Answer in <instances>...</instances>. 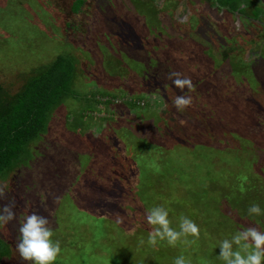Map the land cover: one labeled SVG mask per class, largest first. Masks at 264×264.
<instances>
[{"label": "rangeland", "instance_id": "1", "mask_svg": "<svg viewBox=\"0 0 264 264\" xmlns=\"http://www.w3.org/2000/svg\"><path fill=\"white\" fill-rule=\"evenodd\" d=\"M232 1L220 0L218 5L213 6L215 0H90L80 16L69 18L67 15L71 0H7L5 3L7 13L0 16V82L11 84L10 77L17 74L10 73L9 66L14 67L18 61H21L25 69L32 64L31 62L39 64L45 62L46 53L49 51L48 44H55L61 39L60 35L72 37L74 43H85L91 36V41L98 38V49L101 48L99 51L105 57L101 67H104V61L110 57V53L102 47L114 39H117L118 43L122 42L121 38L116 36V30L111 33V30L117 26L126 31L123 32L127 35L126 41L129 47H135V49L129 48L134 51L133 53L143 51L149 41H144L143 29L141 30L138 18L143 22V16L152 15L153 22L159 24L163 35H166V40L163 38L162 43L172 53L183 55L184 63H194L192 60L196 61L199 53L201 60L194 64L205 66H199L206 68V73L201 76L210 75L207 81L200 83L199 91L211 95L218 83L216 80L219 72L221 75H227L224 85L229 88L228 90L234 91L240 82L246 83L248 89L245 87L240 89L239 86L240 90H235L239 92L235 93L237 99L232 100L236 105L242 101L243 106L240 108L243 112L246 111L253 121L258 122L264 115V107H262L264 106V0H251V2L245 0L242 7L246 14L242 9L243 13L240 15L238 13L240 7H234ZM4 2L5 0H0V5ZM256 13H260L261 16L256 19L257 21H251L250 18ZM109 19H115L116 23L109 24L111 23ZM67 24L77 27V33L73 34ZM100 29L109 30L110 33L106 35L101 32L99 35L97 32ZM44 30H47L49 35L44 33ZM25 33L28 34V38L21 43ZM94 46H97L95 41ZM79 47H81L80 52L75 49L76 53L84 60L86 57L83 48L86 51L90 48L80 44ZM146 53L149 54L148 52L144 54ZM23 56L25 57L21 59ZM97 80L106 84L108 88L112 81L110 78L109 81L104 80L103 75H99ZM126 86V92L132 94L133 92L128 90H132L135 86L130 80ZM114 87L117 88L116 85ZM126 97L131 96L127 94ZM104 101L101 99V102ZM192 101L193 104L199 102L198 99ZM171 105L172 108L175 107L174 103ZM95 109H106V111L100 114L103 121L99 124L101 126L97 129L93 126L88 130L87 133L93 135L65 136L59 132L58 135L61 136L63 143L62 147L61 145L55 147L57 153L54 157L46 156L45 159L38 161L39 155L36 154L32 163L16 169L7 181L0 180V189L4 191V195L0 197V204L2 207L14 204L13 211L16 213L14 221L0 226V235L4 230L17 232L19 228L16 221L18 224L21 221L22 224L27 215L35 212L48 218L49 227L54 231L53 239L60 241L62 252L54 264H139L145 260L153 261L152 264H155L156 259L161 260L162 264H174V259L180 255H183L190 264H224L219 257L221 251L219 245L223 239L230 238L236 231L247 227H257L264 231V216H249L247 211L253 203L259 204L264 209V127L259 128L256 125L257 131L248 134V137L238 133L221 132L214 141L207 140L206 145L214 148L213 152L217 158L215 174L209 170V173L205 172L202 175L204 176L202 184H206L207 188L199 186L193 188V183L189 180L185 181L188 189L183 197L180 196L181 212L185 217L189 218L194 214L195 219L199 218L198 241L201 240L204 246L198 242L199 248L194 250L193 241L196 237L191 234L182 235L175 246H170L166 240L158 241L156 245H151L149 242L144 244V241L139 242L141 239L138 236L132 237L128 227L122 231L119 222L118 225H113L114 231L98 225L101 222V211L105 212L103 206L110 203L108 199L111 200L112 205L106 206V210L110 211L119 207L115 206V201L112 200H117L124 193L122 188L118 189L116 183L108 182L122 175V170L119 169L121 162L113 161L115 165L110 164L111 159L103 158L95 152V149L111 141L107 132L111 129H121L119 127L122 112L117 113L110 107L99 106ZM111 113L113 119L109 118ZM174 117L178 121L182 120L183 132L169 131L168 134L172 136L166 139L171 150L170 154L176 157L179 155L178 146L182 138H189L195 134L192 129L194 126L204 127V124L195 113L185 110L182 118ZM241 122H244L241 125H248L245 123L246 120ZM106 125H108L107 129L101 132V128ZM232 131L234 132L233 129ZM157 152L155 156L159 157L160 152ZM67 153L71 157H68ZM164 153L165 151L163 154L161 152V158H158L164 159L163 162L159 160L153 165L151 162H148L149 165L145 163L144 169L161 175V178H164V174L169 177L170 173L166 169L171 167L168 159L170 154L164 158ZM81 156L88 159L85 161V168L80 172L73 171L70 160L78 162ZM36 167L42 175L39 181L34 178ZM155 167L157 169H154ZM91 177L96 179L94 183L88 180ZM261 178L263 180H260ZM34 179L37 187L28 186ZM110 186L111 188H108ZM28 187L36 191L34 195L26 191ZM44 191L46 201L41 203L38 193L42 195ZM35 196L37 199H34ZM83 196L89 197L88 205L96 202L101 209H96L93 205L95 210H89L91 207L86 204L85 211H79V200L83 199ZM164 202L159 204L149 198L147 210L155 206L165 208L166 199ZM225 207L234 210L235 215H240L241 211L246 216L245 224L236 229L230 225L231 220L225 221L221 215ZM169 219L170 226L180 231L181 220L174 219L170 213ZM207 221H214L212 222L215 225L214 229H210ZM153 227H149V233ZM143 245L148 246V249ZM150 247L152 249H149ZM3 264H31V262L26 263L20 255L18 256L15 247H12L10 255L5 257Z\"/></svg>", "mask_w": 264, "mask_h": 264}, {"label": "trees", "instance_id": "2", "mask_svg": "<svg viewBox=\"0 0 264 264\" xmlns=\"http://www.w3.org/2000/svg\"><path fill=\"white\" fill-rule=\"evenodd\" d=\"M89 1L71 0L67 16L69 18L80 16ZM215 1L213 6L218 5L220 0ZM249 1L251 2V0ZM232 2L234 7H240L239 15L243 12L246 14L242 7L245 0H236V2L233 0ZM151 16H143V22L138 18L141 30L143 29L144 41H149L143 51L133 53L134 51L129 48L135 49V47H129L126 41L128 40L127 35L124 34L126 31L117 26L111 30V33L116 30L115 34L121 38L122 42L118 43V40L114 39L102 47L110 53V57L104 61V67H101L105 57L99 51L101 48L98 49V38L91 41V36L85 43H74L72 37L60 35L61 39L57 40L55 44H48L49 48L47 49L50 52L48 50L47 52L44 47L47 52V57H44L45 62L41 64L31 62L32 64L25 69L21 61H18L14 67L13 65L9 66L10 73L17 74L10 77L11 84L0 82V180L2 181H7L16 169L27 163H32L36 154L39 155L38 161L45 159L46 156L54 157L57 153L55 147L59 145L62 147L63 143L61 136L58 135L59 132L65 136L72 134L80 137L93 135L87 133L88 130L93 126L96 129L101 126L99 124L103 121L100 114L106 111V109H95L96 107H110L117 113L122 112L121 126L119 127L121 129H111L107 132L111 141H107L101 148L95 149V152H98L103 158L111 159L110 164L115 165L113 161L121 162L119 169L122 170V175L115 179H108V182L116 183L118 189L122 188L124 193L117 200H112L115 201L114 205L119 207L110 211L106 210V206L112 205L110 204L111 200L108 199L110 203L103 206L105 212L101 211V222L98 225L106 226L107 229L111 228L114 231L113 225H118L117 222H119L122 231L128 227L132 232V237L138 236L141 239L139 242L144 241V244L148 243L149 227L152 226L147 221L149 198H152V202L159 204L165 203L166 199L165 209L179 221L185 217L180 207V196L183 197L188 189L185 186V181L189 180L193 183V188L195 186L207 188L206 184H202L204 183L202 175L205 172L209 173V170L215 174L217 167L214 148L206 145L207 140L214 141L221 132L238 133L248 137V134H254L257 131L255 125L259 128L264 127V115L258 122L253 121L250 114H246V111L243 112L240 108L243 106L242 101L236 105L232 100L236 101L237 99L236 91L248 87L246 83L240 82L235 88L236 91L228 90L229 88L227 89L224 85L227 75H221L219 72L214 92L211 95L200 92L198 86L207 81L210 75L201 76L206 73V68L199 67L202 66L201 64H194L201 60L199 53L196 56L197 60H192L194 63H184L183 55L172 53L162 43L166 35H163L159 24L153 22L154 19ZM260 16V13H256L250 19L257 21L256 19ZM109 21L111 22L109 24L116 23L115 19H109ZM67 27L72 29L73 34L77 33V27H72L71 24H67ZM101 32L106 35L110 33L109 30L100 29L97 34L100 35ZM44 33L49 35L47 30H44ZM27 38L28 34L25 33L21 43ZM94 41L97 46H94ZM79 44L89 46L91 49L86 51L83 48L85 51L83 54L87 61L82 60L81 56L78 57L76 53V50L80 52ZM143 52L149 54L146 53V55ZM172 72H179L183 76L190 77L194 87L191 90L187 88L181 90L175 87L172 83V80L175 79L171 76ZM99 75H103L104 80L109 81V78L112 80L109 88L97 80ZM13 80L14 82H12ZM129 80L135 86V88L132 86V90L127 89L133 92L132 94L126 92V83ZM239 86L240 89H238ZM230 93L232 94L229 95ZM127 94L131 97L127 98ZM178 95L191 96L192 100H199L198 104L192 103L184 110L195 113L203 122L204 127L194 126L192 129L195 134L189 138H182L180 143L184 146L181 144L178 146L179 155L175 157L169 152L171 150L168 148L167 139L172 136L168 134L169 131L183 132L182 120L178 121L174 117L182 118L183 111L180 112L176 106L172 108L171 105ZM101 99L105 101L101 102ZM109 118L113 119L112 113ZM245 120L248 125H241L244 123L241 121ZM107 127L108 125L102 127L103 129L101 128L100 131L106 130ZM164 134L169 136H163ZM238 148L244 149V147ZM154 150L158 152L163 150L162 154L165 151L164 158L170 154L168 159L171 162V167L166 169L170 173L169 177L164 174V178H161V175L147 172L144 169L145 163L149 165L148 162H151L153 165L159 160L163 162L164 159H158L161 152H157L159 155L157 157ZM67 156L71 157L68 153ZM114 158L115 160H113ZM85 161L88 159L84 156H81L78 162L70 160L71 168L73 171L80 172L85 168ZM166 166L167 163L165 168ZM39 173V169L36 167L34 178H37L38 181L42 179V175ZM160 179L162 180L160 181ZM88 180L90 183L96 181L92 177ZM34 181L36 180L30 181L28 186L37 187ZM21 186L23 185L21 184ZM28 188L26 191L34 195L36 191L32 187ZM46 192L44 191L42 195L38 193L41 203L46 201ZM87 192L89 193L88 190ZM100 192L102 193L103 190ZM34 199H37V196ZM88 199V196H83V199L79 200V211H85L84 207ZM93 205L96 209H101L96 202L86 206L91 207L89 210H95ZM0 208H2L1 204ZM234 213V210L225 207L221 215L225 221L231 220L230 225L239 229L240 225L245 224L246 216L241 211L240 215ZM189 219L196 224L199 223V218L195 219L194 214H191ZM212 222L214 221H207L210 229H214L215 226ZM16 225L19 228L21 221L19 224L16 221ZM19 235V229L15 233L4 230L0 235V264H3L5 257L10 255L12 247H15L16 253L18 256L20 255L16 249ZM198 242L204 246V243L201 240L198 241V237H196L193 241L194 250L199 248ZM143 247L148 249L146 245ZM152 263L153 261L145 260L139 264ZM155 264H162L161 260L156 259Z\"/></svg>", "mask_w": 264, "mask_h": 264}, {"label": "clouds", "instance_id": "3", "mask_svg": "<svg viewBox=\"0 0 264 264\" xmlns=\"http://www.w3.org/2000/svg\"><path fill=\"white\" fill-rule=\"evenodd\" d=\"M172 83L175 87L191 90L194 86L190 77L183 76L179 72H172ZM192 97L178 95L174 104L178 111L192 105ZM4 195L0 189V197ZM14 204H7L0 208V226H3L16 218L13 211ZM249 216H264V209L259 204L253 203L248 207ZM147 221L154 226L149 233L148 242L156 245L158 241L166 240L170 246H175L182 235L191 234L199 237V226L183 217L180 223V231L171 227L169 212L164 207H154L147 212ZM19 242L16 244L20 257L31 264H54L62 249L59 240H54V231L49 227V220L43 215L33 212L24 218L19 227ZM219 257L224 264H264V231L257 227H247L236 231L230 238H225L219 245ZM174 264H190L183 255L174 259Z\"/></svg>", "mask_w": 264, "mask_h": 264}, {"label": "flooded vegetation", "instance_id": "4", "mask_svg": "<svg viewBox=\"0 0 264 264\" xmlns=\"http://www.w3.org/2000/svg\"><path fill=\"white\" fill-rule=\"evenodd\" d=\"M7 2V0H5V2L3 3V5H0V16H2L3 14L6 15V11H5V3Z\"/></svg>", "mask_w": 264, "mask_h": 264}]
</instances>
